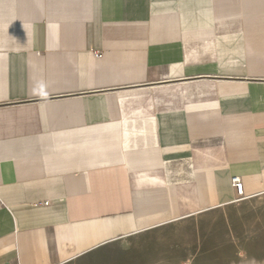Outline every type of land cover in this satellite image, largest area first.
I'll use <instances>...</instances> for the list:
<instances>
[{"label":"crops","instance_id":"0c3cea01","mask_svg":"<svg viewBox=\"0 0 264 264\" xmlns=\"http://www.w3.org/2000/svg\"><path fill=\"white\" fill-rule=\"evenodd\" d=\"M262 194L264 0H0V264Z\"/></svg>","mask_w":264,"mask_h":264},{"label":"rangeland","instance_id":"374dc122","mask_svg":"<svg viewBox=\"0 0 264 264\" xmlns=\"http://www.w3.org/2000/svg\"><path fill=\"white\" fill-rule=\"evenodd\" d=\"M68 264H264V194L143 230Z\"/></svg>","mask_w":264,"mask_h":264},{"label":"built area","instance_id":"2783aa9c","mask_svg":"<svg viewBox=\"0 0 264 264\" xmlns=\"http://www.w3.org/2000/svg\"><path fill=\"white\" fill-rule=\"evenodd\" d=\"M98 56H101V54H97ZM233 184L235 186V188L237 189L239 194L243 193V182L241 180V178L239 176H234L233 179ZM47 203V202H45Z\"/></svg>","mask_w":264,"mask_h":264}]
</instances>
